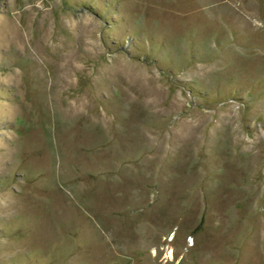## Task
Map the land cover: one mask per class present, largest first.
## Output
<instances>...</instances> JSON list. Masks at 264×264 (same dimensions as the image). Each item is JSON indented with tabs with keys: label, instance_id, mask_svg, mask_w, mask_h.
<instances>
[{
	"label": "rangeland",
	"instance_id": "obj_1",
	"mask_svg": "<svg viewBox=\"0 0 264 264\" xmlns=\"http://www.w3.org/2000/svg\"><path fill=\"white\" fill-rule=\"evenodd\" d=\"M0 264H264V0H0Z\"/></svg>",
	"mask_w": 264,
	"mask_h": 264
}]
</instances>
